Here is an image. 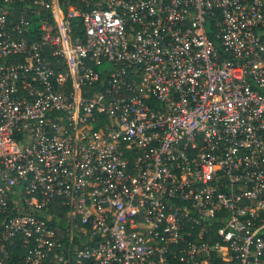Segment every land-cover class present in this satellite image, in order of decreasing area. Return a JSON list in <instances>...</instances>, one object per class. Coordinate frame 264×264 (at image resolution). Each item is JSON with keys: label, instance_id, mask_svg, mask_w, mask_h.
<instances>
[{"label": "built area", "instance_id": "1", "mask_svg": "<svg viewBox=\"0 0 264 264\" xmlns=\"http://www.w3.org/2000/svg\"><path fill=\"white\" fill-rule=\"evenodd\" d=\"M0 264H264V0H0Z\"/></svg>", "mask_w": 264, "mask_h": 264}, {"label": "rangeland", "instance_id": "2", "mask_svg": "<svg viewBox=\"0 0 264 264\" xmlns=\"http://www.w3.org/2000/svg\"><path fill=\"white\" fill-rule=\"evenodd\" d=\"M103 65L105 66V65H107V64L104 63V64H102V66H103Z\"/></svg>", "mask_w": 264, "mask_h": 264}]
</instances>
